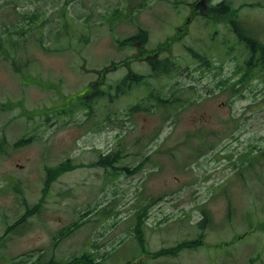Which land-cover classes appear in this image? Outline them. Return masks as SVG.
Listing matches in <instances>:
<instances>
[{
    "label": "rangeland",
    "instance_id": "1",
    "mask_svg": "<svg viewBox=\"0 0 264 264\" xmlns=\"http://www.w3.org/2000/svg\"><path fill=\"white\" fill-rule=\"evenodd\" d=\"M193 2L207 13L0 0V34L28 63L21 75L0 57V264H264V69L247 77V49ZM225 2L264 36V0ZM140 30L142 47L119 44ZM142 52L176 69L157 76ZM118 151L117 168L139 170L98 166Z\"/></svg>",
    "mask_w": 264,
    "mask_h": 264
},
{
    "label": "trees",
    "instance_id": "2",
    "mask_svg": "<svg viewBox=\"0 0 264 264\" xmlns=\"http://www.w3.org/2000/svg\"><path fill=\"white\" fill-rule=\"evenodd\" d=\"M216 12L219 13H226L227 15H234L236 14V12H234V9L232 8V5L230 2H225L221 5V9L220 10H216ZM10 36H12V32L11 30H6L5 34H0V57L5 58V60H11L10 61V66L13 68L14 72L18 73V74H24V71L26 70L25 68L28 66V63H20L18 61H16V59H14V56L16 55V51H17V43L15 42H11ZM4 37V38H3ZM7 37V38H6ZM148 40V34L146 31L144 30H140L134 37H131L129 39H126L122 42H119V44L125 45V46H132L133 45H144L147 43ZM6 42V43H5ZM7 44V45H6ZM149 64L151 66L152 71L157 75V76H166V75H171L173 74L174 70L176 69V66L174 64V62H172V60L170 58H159V57H154L153 59H151L149 61ZM248 64V69L245 71V75L247 77H249L252 72L254 71V68H257L256 66H260L261 69H264V60H260L258 63H252V62H247ZM207 65V63H206ZM144 77L143 76H136V77H132V75H128L126 78H124L122 81L123 83H128L126 81L129 80V82L131 81H135L138 83H142L143 82ZM242 83V80L240 81ZM235 83L232 84V89L233 91H235ZM165 104L167 102H164ZM169 104V103H168ZM168 106V105H167ZM166 106V107H167ZM169 109V106L168 108ZM134 110H139L138 105L134 106L132 111ZM34 139L33 137L28 138V139H22L19 142V145H23V144H27L30 142H33ZM117 154L115 155L114 152L111 154H108L106 156H101L99 159V162L97 163L98 166H103L104 168H113L115 170H124L126 172H133L135 170H139V167L136 168L135 170H130L129 168H117L116 164L117 162H119V160L121 159V157H119V153H121L120 151L116 152ZM65 166H69L68 163H64L62 164V166L55 170V169H48V173L51 176V179L54 180L57 178L58 175H60L61 173H63L66 169ZM65 168V169H64ZM51 180V181H52ZM47 186L50 185V182H48L46 184ZM140 218V215H139ZM206 223V219H204L203 221H201L199 223L200 227H204ZM168 254L170 252H166V251H161L156 253V256H162L164 254ZM165 254V255H166ZM78 263H84V264H101L100 262L95 263L92 259H90L89 257L85 256L83 258H81L79 261H74L73 263H65V264H78ZM34 264H60L58 262H55L54 260H49L45 263H34Z\"/></svg>",
    "mask_w": 264,
    "mask_h": 264
},
{
    "label": "flooded vegetation",
    "instance_id": "3",
    "mask_svg": "<svg viewBox=\"0 0 264 264\" xmlns=\"http://www.w3.org/2000/svg\"><path fill=\"white\" fill-rule=\"evenodd\" d=\"M223 3H225V0H206L205 8L207 10V13H202L201 9L198 6L199 3L193 2L191 5L192 8H189L188 15H191L192 17L201 14H206V21L211 23H216V18L218 17V21L220 23L225 24L228 30L232 33L230 41L233 42V45H235L237 49H239L241 46H244L247 49L249 58L248 60H246V62L258 63L260 60H264V36L255 33V31H251L249 27L244 28V24L249 22L240 20L237 14L236 16H233L230 14L227 15L226 13L224 14L216 12V10L218 11L221 9V5ZM191 19L192 18L187 17L185 19L186 21L183 23V26L177 28V32L175 34L176 39L180 38L182 35L187 33L188 25L186 24V22H189ZM242 25L243 27H241ZM251 26L253 27V24H251ZM215 33H218V31L216 30ZM142 53L144 60L148 62L158 55V52L155 53L152 57L150 55L145 54L144 52ZM134 60V57H131L128 58L127 61Z\"/></svg>",
    "mask_w": 264,
    "mask_h": 264
}]
</instances>
